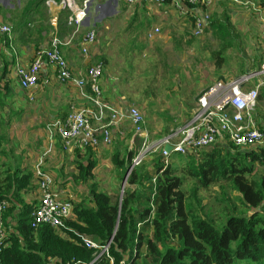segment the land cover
Returning a JSON list of instances; mask_svg holds the SVG:
<instances>
[{
	"label": "trees",
	"instance_id": "1",
	"mask_svg": "<svg viewBox=\"0 0 264 264\" xmlns=\"http://www.w3.org/2000/svg\"><path fill=\"white\" fill-rule=\"evenodd\" d=\"M45 2H25L23 16L35 12L40 19L33 20L31 27L16 21L14 25L24 27L32 35L35 29H40L38 35L50 32V24L43 27L46 18L41 5ZM14 6L17 10L16 3ZM260 7L264 9V2ZM1 10L3 12L0 7V13ZM14 10H10L11 13ZM62 10L61 30L70 15L68 10ZM13 18H17L16 13ZM228 20V12L222 15L216 12L211 17L213 36L221 37L224 42L222 49L213 54L220 68L224 52L234 45L233 40H227L228 35H237ZM5 37L9 44L10 38ZM40 50L37 48L36 52ZM260 55L255 57L259 69L264 62V53ZM7 69L5 66V72ZM258 101L264 102V85L259 90ZM27 110L22 108L18 115ZM67 115L65 111L61 120ZM254 115L259 119L258 128L264 132L263 113L258 111ZM3 124L4 119H0V125ZM46 124L41 127L43 146ZM132 134L129 132L120 143L124 153L115 147L111 158L120 181L127 175L136 155L124 145ZM4 140L5 136L0 134V147ZM61 149L56 146V151ZM0 154L6 155V151L0 149ZM66 154L73 156L63 159H70L76 165L77 171L72 175L74 183L87 184L98 165L96 151L76 148ZM168 160L166 164L162 153L156 152L152 159L135 167L129 173V187L124 190L121 201L120 189L118 196L113 197L97 189L95 184L90 185L87 195L82 189L73 188L72 217L61 230L50 226L31 227V214L38 201V179L31 167L20 166L22 168L11 173V166L0 164V201L10 204L3 215L8 240L0 254V264H90L96 250L88 249L78 234L91 237L101 245L111 241L109 254L113 264L123 261L127 264H264V174L260 173L264 170V143L237 147L228 142L184 156L173 153ZM49 168L45 170L55 180L57 168ZM187 182L191 184L189 190L184 189ZM201 188L217 189L210 197L215 204H222L218 217L213 215V208L204 203L199 194ZM30 193L36 196L28 201L25 197ZM94 264L111 262L104 256L101 262Z\"/></svg>",
	"mask_w": 264,
	"mask_h": 264
},
{
	"label": "built area",
	"instance_id": "2",
	"mask_svg": "<svg viewBox=\"0 0 264 264\" xmlns=\"http://www.w3.org/2000/svg\"><path fill=\"white\" fill-rule=\"evenodd\" d=\"M95 0H47L46 6L50 10H68L67 20L73 32L68 37H61L55 33L47 46L36 53L29 66H16V78L22 90H31L38 86L39 74L45 66L53 69L54 80L60 85H68L76 91L82 105L73 104L69 108L66 118L57 119L46 127V141L48 150L36 164L35 176L38 179L37 204L31 214V227L50 226L56 230L66 228V221L72 217L74 195L67 187L57 184L44 168V156L51 153L59 145L63 152H70L76 148L97 149L108 147L113 142L114 128L129 122L134 131V137L143 139L141 151L133 160L129 173L142 163L146 154L161 152L166 164L171 154L187 155L199 152L217 144L230 143L237 147L261 145L264 143V132L260 131L255 121V110L258 105V94L264 85V64L258 72L244 74L226 80H219L207 87L197 100L191 112V118L183 128L177 129L170 135L153 143H148L146 119L135 105H124L121 108L106 103L103 98L101 79L104 75V62L98 57L92 64L85 77H78L66 59L63 48L73 45L74 40L81 34L84 22L88 18L90 3ZM124 3L128 7L142 8L162 7L166 0H114ZM218 0H172L173 8L179 16L190 18L192 35L202 37L210 29V9ZM234 1V0H233ZM260 21L264 25V15L261 11ZM57 19H53L56 24ZM160 27L152 28L148 32V39L152 41L160 34ZM11 38L12 29L9 24L0 20V37ZM79 50L88 57L97 43V30L89 29L80 37ZM255 78L259 82L252 87ZM170 145L172 151L167 153L164 147ZM155 181V180H153ZM7 201H0V254L6 247L8 232L3 226V215L9 208ZM78 234V233H77ZM85 246L96 250L94 261L99 263L106 256L113 264L109 254L111 241L105 245L86 235L78 234ZM134 256L137 251L134 250ZM68 264H82L72 262ZM122 264H127L124 261Z\"/></svg>",
	"mask_w": 264,
	"mask_h": 264
},
{
	"label": "rangeland",
	"instance_id": "3",
	"mask_svg": "<svg viewBox=\"0 0 264 264\" xmlns=\"http://www.w3.org/2000/svg\"><path fill=\"white\" fill-rule=\"evenodd\" d=\"M27 1H22L21 4L17 5L16 0H11L12 3H16V14L19 12L23 14L24 3ZM241 1L254 2L255 6L260 8L259 0ZM95 2L92 3L91 9ZM112 2L115 3L114 0ZM238 4L235 1L227 0L223 6L224 10H233L232 16L228 13L230 15L228 22L233 24L237 35L230 34L227 37V40L228 38H230L229 41L233 40L234 45L229 51L224 52V61L221 68L217 66L213 54L215 51L222 49L223 39L214 37L213 31L210 29L202 37H193L191 35V26L183 25L185 22L182 21L175 22L176 18H173L172 22L167 20L164 25H161L160 34L150 41L151 43L147 40L145 31L140 33L138 39L137 35L140 29L132 28L125 36V41H120L119 39L114 46L104 48L107 67H110L111 76L115 77L118 87L126 98L125 100L129 104H135L145 116L148 143H153L155 140L164 138L177 129L186 126L199 96L207 87L219 80H226L231 76L237 75L238 69L246 58L250 60L249 57L261 56L255 54V48L258 42L264 43V34L262 33L264 25L259 23L258 20L256 22V18L250 15V12L241 6L242 4ZM252 7L253 9L255 8L254 6ZM125 9L122 3H118L115 8L117 11ZM144 15L146 16L148 27L158 23L156 20L147 17L146 13ZM144 19L139 18L141 21ZM259 24L262 25V31ZM249 26H253L254 30L250 32L248 30ZM85 27L88 26L86 25ZM83 33L81 31V34L76 37L77 43ZM133 40L135 41L134 43L132 42ZM249 42H251L250 45ZM253 42L256 45H253ZM258 82L259 79L255 78L251 86L254 87ZM28 107L30 105L27 103L23 106V108ZM258 111L264 115V102L258 101L255 113ZM4 115L6 116L5 120L8 122L7 113H4ZM15 117L19 120L18 123H13L7 128L4 126L8 124L0 125V134L5 136L0 149L6 151V155L0 154V164L5 163L7 167L11 166V173L20 164V161L27 164L32 158L42 153L44 154L48 150V145L45 147L41 145V135L43 134L41 127L45 122L40 121L37 128L33 127L35 121L29 114L23 113L22 117L17 114ZM255 121L258 125L259 119L257 117H255ZM129 132L133 134L130 139L125 140L124 145H128L129 150H133L138 156L143 139L139 136L134 137L133 128L128 124L126 128H121V133L116 130V135L114 136L115 133L113 134V142L110 146L95 149V158L98 165L93 171V177L89 179L87 184L74 183L72 175L77 171L76 165L70 159H63L67 158V156H73L72 154L68 155L62 149L61 151H56L55 148L51 153L44 156L43 162L44 164L48 162L50 168H57L56 183L60 185L63 183L67 184V189L74 196L73 188H80L82 189L81 192L87 195L89 194L90 185L93 186L94 184L97 189L113 195V197L118 196V190L120 189L119 195L121 196L124 179L120 181L119 173L112 164L111 158L115 147L121 153H124V148L120 143ZM58 152L63 155H59ZM69 153H73V151ZM154 154H146L142 162L146 159H152ZM7 167L6 169L8 170L9 168ZM260 173L264 174V170H260ZM128 187V184H126L125 189ZM190 188L191 184L187 182L184 189L189 190ZM210 189L212 190L206 191V189L201 188L199 189V194L203 197L204 203L213 208V215L218 217L222 204L214 203L210 196L216 194L217 189ZM35 196L36 193H30V196L26 195L25 198L30 201L35 199ZM210 202L211 204H208Z\"/></svg>",
	"mask_w": 264,
	"mask_h": 264
},
{
	"label": "crops",
	"instance_id": "4",
	"mask_svg": "<svg viewBox=\"0 0 264 264\" xmlns=\"http://www.w3.org/2000/svg\"><path fill=\"white\" fill-rule=\"evenodd\" d=\"M22 1L27 0H16L17 5L21 4ZM95 1V5L92 9L91 5L94 1L90 4L88 10V18L84 22L83 28L81 30L84 33H86L91 28L97 30V43L92 48L90 55L88 57H85L81 54L80 50H78L79 42L77 43V40L74 41L72 46L63 48V53L68 60L73 73L78 77H85L88 68L92 64L96 63L99 57L104 62L105 68L104 75L101 79V88L103 91L104 101L114 106L115 108H121L124 105L130 104L125 100L126 98L118 87L115 77L111 76L110 67H107V62H105L106 51L104 48H110L111 46H114L119 39L120 41H125V36H127L129 30H131L132 28H136L137 30L140 29L138 30V39L140 33L142 31H145L147 40L149 41L148 32L156 26L161 27V25H164L167 20L169 22H172L173 18H176L175 22L182 21L185 22L183 23V25L188 26H191V22L189 18L186 19L185 17H182L180 19L177 17L176 11L172 6V0H167V3H165L163 7L159 8H142V6L140 5L134 8L128 7L126 4L122 3L126 8L122 11L115 10L118 3H113L112 0ZM225 1L227 0H218L214 4V6L210 9L212 15H214L216 12H219V14L221 15L223 12H228L232 16L233 10L223 9ZM234 1L239 3L238 5L242 4L241 6L245 7L246 10L250 12V15L256 18V22L258 20L259 23H261L259 19L260 13L257 12V9H259V11H263L262 13L264 15V10L260 9V5L264 2V0H259L260 8L256 7L254 2H243L241 0ZM251 5L255 8L253 9ZM0 7L3 9V12L1 10L2 13H0V20L6 24H9L12 29V36L9 40V44L6 43V37H0V119H4V125L8 124L6 126L3 125L6 128L10 127L13 123H18L19 120L15 116L20 113V110L23 108L24 104L27 103L30 105V107H28V110L24 113H27L34 118L35 125H33V127L38 128L40 121L47 123V127L48 123L51 124L57 119H61L60 116L65 111L69 112V108L71 105H82V100L78 98L76 91L73 88L68 85H60L54 80L53 69L50 66H45L39 74L41 85L38 82V86L31 90H22L20 88L18 80L16 78L15 69L18 65L29 66L33 62L36 53H38L36 52V49L40 48L42 50L43 48H45L50 38L55 33L59 34L61 37L70 36L73 32V29L68 26L67 20L65 21L66 24L64 23L63 26V29L65 31L63 29H60L62 13L64 12V10H50L46 5H41V11L44 12V18H46L43 27L45 28L50 24L52 29L50 32L43 31L41 35H38L40 29H35V34L32 35L24 27H16L14 23L16 21L19 23H23L24 25L28 24V26L31 27V23L33 20L37 21L38 19H40L39 13L31 12L28 14V17H24L23 14L19 12L18 14H16L17 18L14 20L13 14L16 13L17 10H14L15 6L14 3L11 2V0H0ZM10 10H14V13H11ZM145 13L147 14V17L156 20L158 23L152 25L151 27H148V23L146 22L147 19L144 15ZM55 18L57 19L56 24L53 23V19ZM139 18L145 19L141 21L142 19L139 20ZM130 19L132 20L129 22ZM90 21L92 23L91 25ZM261 24L259 25L262 31L263 24ZM86 25L88 27H85ZM70 30L72 32H70ZM248 30H250L251 32V30H254V27L249 26ZM67 32H70V34H67ZM262 33L264 34V31ZM258 36L260 37V35ZM132 42L134 43L135 41L133 40ZM250 43L251 42H249V45ZM253 45H256V43L253 42ZM255 49V54L260 55V53H264V43L258 42ZM249 58L250 60L246 58L242 66L238 69L237 75L231 76L230 78L239 77L248 73L258 72L261 69V67L259 69L257 64L258 62L256 61L255 57ZM263 64L264 62H262L261 66H263ZM5 66H8L6 72ZM261 79L264 80V76L263 78L261 77ZM5 85H7V87H5ZM131 104L135 105L133 103ZM4 113H7L8 115V122L5 120L6 116L4 115ZM20 116L22 117V115ZM126 124L131 125L129 122H126L121 124L117 128H114V136L116 135V130L121 133V128H126ZM41 138L43 139L44 137L41 136ZM45 142L43 141L44 146H47L46 136ZM43 155V153L37 155L35 158H32L31 161L27 162V164L20 161V164L12 170V173L20 166L25 167L27 165H29L35 172L36 164ZM48 167H50V165L47 162L44 164V168L46 169Z\"/></svg>",
	"mask_w": 264,
	"mask_h": 264
},
{
	"label": "water",
	"instance_id": "5",
	"mask_svg": "<svg viewBox=\"0 0 264 264\" xmlns=\"http://www.w3.org/2000/svg\"><path fill=\"white\" fill-rule=\"evenodd\" d=\"M164 151L167 152V153H170V152L172 151V147H171L170 145H166V146L164 147ZM128 176H129V172L127 173V175H126L125 178H124V182H123V185H122V188H121L120 201L122 200V196H123V194H124L125 185L127 184Z\"/></svg>",
	"mask_w": 264,
	"mask_h": 264
},
{
	"label": "clouds",
	"instance_id": "6",
	"mask_svg": "<svg viewBox=\"0 0 264 264\" xmlns=\"http://www.w3.org/2000/svg\"><path fill=\"white\" fill-rule=\"evenodd\" d=\"M46 1H47V0H46ZM57 1H58V0H57ZM114 2H116V1H114ZM165 2H166V1H165ZM116 3H117V2H116ZM90 4H91V3H90ZM123 4H124V3H123ZM164 4H165V3H164ZM45 5H46V2H45ZM162 7H163V6H162ZM173 9H174V8H173ZM174 10H175V9H174ZM175 11H176V10H175ZM176 14H177V17L180 18V19H181L182 17H184V16H179L177 12H176ZM211 17H212V14H211ZM185 18H186V17H185ZM186 19H187V18H186ZM189 19H190V18H189ZM67 20H68V19H67ZM190 22H192L191 19H190ZM210 25H211V23H210ZM156 27H157V26H156ZM158 27H159V26H158ZM191 32H192V31H191ZM191 35H192V33H191ZM192 36H193V35H192ZM193 37H194V36H193ZM196 38H198V37H196Z\"/></svg>",
	"mask_w": 264,
	"mask_h": 264
},
{
	"label": "bare ground",
	"instance_id": "7",
	"mask_svg": "<svg viewBox=\"0 0 264 264\" xmlns=\"http://www.w3.org/2000/svg\"><path fill=\"white\" fill-rule=\"evenodd\" d=\"M262 67V66H261ZM263 78V77H262ZM156 141V140H155ZM169 161V160H168ZM139 167V166H138Z\"/></svg>",
	"mask_w": 264,
	"mask_h": 264
}]
</instances>
